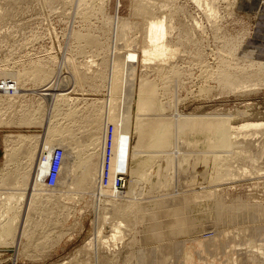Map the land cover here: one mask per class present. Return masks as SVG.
<instances>
[{
  "label": "rangeland",
  "instance_id": "1",
  "mask_svg": "<svg viewBox=\"0 0 264 264\" xmlns=\"http://www.w3.org/2000/svg\"><path fill=\"white\" fill-rule=\"evenodd\" d=\"M205 1L196 4L193 0H0V164L6 159L3 141L9 142L8 154L18 146V139L31 142L35 153L19 157L18 162L3 164L5 173L0 174L3 180L16 173L21 165L24 175L14 177L20 185L0 184L1 217V213L9 214V197L20 198L12 206L16 212L15 234L0 243V264H97L100 254L110 263L126 264L124 261L132 250L147 247L143 241L150 234L148 226L155 221L148 216L157 211L156 202L180 197L182 193H187L190 203L184 214L198 225L190 235H179L181 240L204 241L216 235L213 209L218 197L228 206L241 199L264 207V129L246 136L236 135L234 131L247 122H264V76L260 79L259 75L255 79L250 76L249 84L233 90H224L219 80L225 66L238 68L244 77L256 68L251 63L253 54L244 47L251 32V18L243 16L242 11L251 6V1L210 0L211 7L214 1L217 8L216 18L208 16ZM139 7L147 9L146 12L152 10L157 19L166 18L172 25L167 36L172 48L167 49L161 60L149 65L144 63L143 51L150 16L137 15ZM129 27H132L130 31ZM124 32L130 36V43L121 40ZM89 36L97 39L99 45L91 46L80 40ZM119 56L128 60L124 81L133 88V104L125 103L123 108L129 109L122 111V118L128 119L125 122L128 143L122 147L123 153L117 154V160L128 173L129 186L123 193L128 198L116 202L112 208L110 199L99 192L82 196L66 186L51 189L43 183L34 187L35 174L23 185L31 165H38L44 153L46 158L51 156L55 147L65 148L68 142L64 138L71 135L83 138L85 143L76 140L66 153L80 154L85 160L93 153L104 157L105 143L99 140L102 135L83 122L99 112L104 118L103 107L95 108L91 103L83 118H77V112L64 109L68 96L52 91L51 83L53 79L60 93L74 87L72 65L86 78H107L108 67ZM129 62L134 64L133 78L130 76L133 66ZM106 65L107 73L99 71ZM42 70L54 73L53 77L47 81L39 79L36 74ZM8 80L12 82L13 93L8 91ZM87 80L85 92L76 88L71 95L99 98L101 105H105L110 96V78L100 89L91 88L87 84L91 80ZM40 87L48 91L38 100L42 106L37 110L35 102ZM23 97L30 102H24ZM29 114L32 117L24 124L23 117ZM70 119H76V125H71ZM186 140L191 142L190 148L186 147ZM142 143L146 146L141 152L138 146ZM243 145L247 149L238 151ZM31 158L35 160L30 161ZM184 168L187 173L178 180L177 172ZM65 176V171L60 169L59 177ZM3 197L5 200L8 197V210L2 203ZM37 207H40L38 215L33 213ZM28 210L29 214L25 212ZM46 211L42 219L46 220L38 223L40 214ZM5 218L6 215L0 222ZM115 219H127L132 226L117 244L112 238ZM155 222L165 225V232L173 221L156 219ZM128 242L134 243L130 249L132 245L128 247ZM149 247L145 248L148 252ZM192 247L209 257L198 245ZM172 256L169 264H173ZM150 260L147 264H157L154 258Z\"/></svg>",
  "mask_w": 264,
  "mask_h": 264
},
{
  "label": "bare ground",
  "instance_id": "2",
  "mask_svg": "<svg viewBox=\"0 0 264 264\" xmlns=\"http://www.w3.org/2000/svg\"><path fill=\"white\" fill-rule=\"evenodd\" d=\"M193 1H195L196 4H200L203 2V0H193ZM209 1L210 0H206L204 2L205 6L207 7L206 9L210 12V14L208 16L216 18V17H218V11H217V8L215 7V3H214V1H211V3L213 4V6L211 7V4ZM145 10H147V9H145L144 7H139L136 14L140 15V16H143V15L144 16H146V15L150 16L149 20L147 21L148 37H146V43H145L144 51H143L144 52V61H145L144 63L149 65V63H152L153 61L161 60L163 57H165V53L167 52V49L170 47V44L168 43V40H167V36L169 33V29L171 28L172 25L170 26V24L167 22L166 18L157 19L154 16V13L152 12V10L150 12L149 11L146 12ZM107 20L109 22L112 21L111 18H108ZM131 29H132V27H129L128 31H130ZM76 37H77V35H76ZM80 40H84L85 42H87L91 46L92 45L95 46V44L99 43L98 40L92 36H89L86 38L80 37ZM121 40H123L125 43H130V36L128 35L127 32H124L122 34ZM232 44H230V45L232 46ZM97 45H99V44H97ZM174 46H175V44H174ZM170 48H172V46ZM250 52L253 54V62H251V63H253L254 67H256V68L254 69V71H250V72L247 71L249 73L248 77L242 76V72L238 68H233L231 66H225L224 68H222L220 75H219L220 76L219 80L221 81L220 83H221V86L224 90L238 89L241 85H243V84L246 85L248 83L247 80H248V78H250V76L252 78L254 77V79H255V76L257 77V75L261 76V77H257L259 79L264 76V63H260V62H258V60H255L254 59V58H256L254 56L255 54L252 51H250ZM174 55H176V54L174 53ZM234 56H237V54H233V57ZM167 57H169V56H167ZM127 61L124 60V57L119 56V59H117V61H113L114 63L111 66L108 65L109 66L108 70H110V72L108 74H110V75H107V76H109V77L106 78L105 76H103L100 79H96V78H92V77L86 78L85 75H83L79 72L78 68H76L75 66L72 65V70H73V75H74L72 78V83L74 84V87H69V88L60 90L61 93L59 91H57L59 87L55 85V82L53 81V79H52V83H51L53 85L52 91L56 90L55 93L66 94L68 96L67 101H65V102H67V105H66V107H64V109L69 111V112H77V114H78L77 118L78 117L83 118V113L87 109L88 105L91 103L95 108L100 107V109H101L103 107L101 112H102V115L104 116V118L102 116H100V112H99L96 115L88 116L87 118H85L83 120V122L87 123L91 127H95L94 132L100 133L102 135V139L99 138V140L104 142V143L106 141L107 123H113V125L115 126V135H114V156L112 158V169L113 170L122 169V171H124V167L122 166V164H120V161L117 160V157H118L117 154H118V152H122V150H121L122 147L124 145H127V143H128V141H126V140H128V134L126 132L127 131L126 130V128H127L126 123L128 122L127 121L128 119L122 118V111H123V109L127 110V108H128V107L123 108L125 103H127V105L133 104V102H132V91H133L132 85L127 86L125 84V81H124L125 72H126L125 67L127 66L126 65ZM103 64L105 65L106 63H103ZM130 65L133 66V68H131V73H130V76H132V78H133V75H135V73H134L135 68H134V64L130 63ZM148 65H145V66L147 67ZM106 70H107V65L104 67H101V70L99 69V71L107 73ZM53 75H54V73H49L45 70H42L36 74V76L39 79H43L45 81L49 80L51 77H53ZM89 75L93 76L91 74H89ZM109 78H110V83H111V84L109 83L110 84V96L106 102H105V99H101V100H104L105 105H101L102 101H100L99 98L75 97V96L71 95V92L76 90V88H78L77 91H79V92H85L86 89H84L85 88L84 84L88 81L87 79L91 80V82L87 83V84L90 83L89 86L91 88L100 89V87H102L101 84H103V82H105L106 79L108 82ZM262 79H264V78H262ZM132 81H134V79ZM260 81H262V80H260ZM256 82H257V80H256ZM76 85H78L80 87H77ZM104 85H106V84H104ZM54 88H56V89H54ZM177 88H179V87H177ZM38 91H39L38 96H37L38 99L36 98L37 102H35V106H36L37 110H39L40 107L42 106L41 102L38 100H40L41 97L47 93L48 89L44 88V87H40L38 89ZM52 91H51V93H52ZM23 100H25L24 102H30V100L26 101V97L25 98L23 97ZM80 102L83 103L81 106L79 104ZM30 114L25 115L23 117L22 122L24 124L28 123V121H27L28 117H32V115H30ZM45 115H46V112H45ZM127 117H128V115H127ZM76 122H77L76 119H70L69 120V123L73 126L76 125L75 124ZM119 125H121V126H119ZM263 129H264V122H253V123L247 122V123H245L239 127H235L234 131H235L236 135L241 134L243 136H246L247 134L249 135L251 133L257 134L259 131H261ZM122 138H125L124 141ZM64 139H65L64 140L65 142H68V145H65V148L60 146L65 151V156H64L63 161L61 163L60 169H63L65 171L66 176L65 177H59V175H58L57 186H62V187L66 186L70 189L72 188L76 191L81 192L82 196H85V195H91L92 196L96 192H99L100 195L110 199L109 202H110L111 206L113 205L112 208L115 207L116 202L122 203V201H124L125 199L128 198L127 194H126L127 196L124 194L118 195L117 192L112 188V186H107V187L102 186L101 181L103 178L105 155H104V157L101 158L99 156L101 153L98 155H97V153H93V154L89 155L86 158V160L82 159V156L80 154L79 155H70L69 152L66 153V151H68V147L69 146L72 147L73 143L78 142L76 140H82L84 142V139L83 138H77L74 135H71V138H64ZM34 140L35 139H33V141ZM18 142H19L17 144L18 146L16 148H12L10 151V154H8L7 151L10 150V149H8L9 148V146H8L9 142L3 141V143L5 145V153L4 154H5L7 160L5 159V161L2 164H0V174L5 173V171L3 170V164L4 163L9 165L10 162H18L19 157L23 158V157L27 156V154L35 155V153L32 152V150H33L32 146L33 145L31 144V142H26V141L20 140V139H18ZM83 142H81V143H83ZM190 143H191L190 141H187L185 143L186 147L190 148L191 147ZM79 145H81V148L85 147L83 144H79ZM145 146L146 145L142 143L138 146V149L142 152V150ZM180 146H182V143ZM34 149H37V147L34 146ZM237 149H238V151L239 150H246L247 147L243 145L241 147H238ZM144 150H145V148H144ZM241 152H244V151H241ZM178 153H180V152H178ZM45 154L46 153H44L42 155V160L38 159L39 160L38 165H35V167H33L31 165L32 169L28 172L29 175H26V179L23 180V185L28 182V178L31 175L35 174L36 180H34V183H32V186L37 187V188L42 186V184L44 183L43 178L47 175V173L50 169L51 157H52V155L49 156L48 158L45 157V160H44L43 156H45ZM66 154H68V155L66 156ZM177 156H178V154H177ZM181 156H179V158H181ZM187 156H186V158H188ZM179 158H177V159H179ZM29 160L34 161L35 158H31ZM184 160L186 161L187 159H184ZM179 161H180V159H179ZM170 162H171V159H170ZM8 165H7V167H8ZM169 165L171 167V164H169ZM169 165H168V167H169ZM23 167H24V165H21V167H17L16 173H11L10 176L4 177L5 178L4 180H3V178H0V184L3 187H4V185L7 187H8V185L13 186V184L20 185L21 182L16 181V178H14V177L18 176V174H22L21 171L23 170L22 169ZM226 167H228V166H226ZM228 171H229V169H228ZM59 172H60V170H59ZM186 173H187L186 169L184 171L177 172L178 180L180 179V177H182V174H186ZM13 174H15V175H13ZM23 175L24 174H22V176ZM231 175H232V172H231ZM221 176H222V173H221ZM165 177H167V176H165ZM217 177L218 176H216V178ZM229 177L231 178V176H228V178ZM112 180H113V178H111L110 182H112ZM216 181H220V180L216 179ZM182 182L185 184V183H187V180L182 181ZM161 184L163 185V183H161ZM98 186H100L99 190H97ZM166 186H168V185H166ZM132 191H133V189H131V192ZM131 192L129 193V195L131 194ZM194 193H195V191H194ZM186 194L182 193L181 196L179 195L180 197L176 196L175 198H174V196H173V198L167 197V199H165L163 201H160V202L157 201V202H159L158 204L156 202V205H158V206L155 207V210H157V211H153L154 214H152V215L150 214L148 216V217H150L149 219H151V221H152V219L155 221H156V219H160V220L161 219H167V220L170 219L173 222L168 223L169 227H166L167 228L166 231L163 232V230H165V227H164L165 225H163L162 223H159V222H155V221L151 222L149 220L152 223L149 226L147 225L148 231H150V234H148L149 236L144 237L143 243L145 245H147V247L145 246V248H148V246H150L149 247L150 251L149 252L146 251L145 248L142 249L143 247L140 248L142 250L139 249L140 251H133L131 249L132 250L131 255L129 256V254H128L127 257L125 256V258H128V256H129L128 260L125 259V261H124L126 264H147V262H148L147 260H150V257H151V260L154 258L155 261L157 262V264H169V261H170L169 258L171 259L172 255H174V256H172V257H174L173 264H196L198 262H199V264H216V261H219L220 264H264V207L260 206V204L257 205V204H252L248 201H242L241 199H240V201H237L235 204H233V205L229 204L231 206H228L226 204V202H224L223 199H219V197H218L217 198L218 200L216 199L217 200L216 206L213 209V210H215L214 211V219H215L214 224L216 227V229H215L216 235L213 237H210V238H208V240H204V241H200L198 239L197 240H195V239L194 240H188L187 238H185L186 240H181L180 238H178L179 235H184V236L190 235L192 233V230H195L196 226L198 225V224H196V225L193 224V223H196L195 219H190L187 217V215L184 214L185 211L187 210V208H189V204H190L188 201V198L185 196ZM195 194H198V193H195ZM1 195H3V194H1ZM1 195H0V202H1V198H2ZM170 196H172V195H170ZM32 197L34 198L36 196H32ZM198 197L200 198V196H197V198ZM6 198H7V200H5V197H3L2 203L6 206V209L8 210V197H6ZM19 199L20 198L16 197V196H14V198L9 197V205H10L9 214H8V212L5 214L1 213L3 215V217H4V215H6L7 219L5 218L3 220L4 222H2V221L0 222V243L3 240L5 241L6 238L8 239L10 236H12V234L14 233V231L16 229V226H15V224H16V212L12 206H13V202L16 201L15 203L17 204ZM161 199H162V197H161ZM34 203L40 204V206H41V204H43L41 201L40 202L34 201ZM56 205H60V204H56ZM39 208L37 207L33 213H36L38 215L37 211H39ZM25 212L28 213L29 210L25 211ZM17 213H19V212H17ZM46 215H47V211L45 213H41L40 214L41 219L39 218L40 220L37 222L39 223L40 221H45L46 219L45 220H42V219H44L43 216H46ZM7 216H10V218ZM3 217L0 216V219H2ZM18 218H21V214H18ZM146 218H144V219L146 220ZM144 219H142V220H144ZM29 221H31V220H29ZM35 223H36V221H35ZM220 227H222V228H220ZM131 228H132V226L128 222L127 219H115L114 225H113V233L114 234L112 236V238L115 240V243L117 244V242H119V240H123ZM146 230H147V228H146ZM28 239L31 240V237H29ZM132 241H133V238H132ZM30 242L32 244L33 241H30ZM30 242L28 243L29 246H31ZM135 242L136 241H134V243ZM130 243L129 242L127 243L128 247H129V245L130 246L132 245L131 247H129V249L134 246V243L133 244H132V242H130ZM189 244L191 246H188ZM194 244H196V246L198 245V247L200 249L204 250L209 255V257H206L205 255H203L202 252L199 251L198 249H193L192 246H194ZM140 247H141V245H140ZM143 250H145L146 252H143ZM174 250L176 252H174ZM108 254H110V252ZM103 255L100 254L101 257L98 255V259H96V260H98L97 264H111L112 262L110 263V261L107 259V257L105 258ZM197 257L199 260L198 262L196 261ZM114 258L115 257H113V259ZM171 261H172V259H171ZM119 263H120V261H119Z\"/></svg>",
  "mask_w": 264,
  "mask_h": 264
},
{
  "label": "built area",
  "instance_id": "3",
  "mask_svg": "<svg viewBox=\"0 0 264 264\" xmlns=\"http://www.w3.org/2000/svg\"><path fill=\"white\" fill-rule=\"evenodd\" d=\"M7 83L9 84L8 91L10 93H13L14 90L13 88H11V80H8ZM2 85H4V83H2ZM106 127V141L104 145L105 164L101 184L105 187L112 186V188L117 192V194L121 195L127 191L129 186L127 179L128 173L122 171V169H112V158L114 156L115 126L113 125V123H107ZM64 156L65 151L62 147L57 146L54 148L51 157L50 169L47 175L43 178L44 184L47 188H56L59 170ZM43 159L45 160V156H43ZM111 178H113L112 182H110Z\"/></svg>",
  "mask_w": 264,
  "mask_h": 264
},
{
  "label": "crops",
  "instance_id": "4",
  "mask_svg": "<svg viewBox=\"0 0 264 264\" xmlns=\"http://www.w3.org/2000/svg\"><path fill=\"white\" fill-rule=\"evenodd\" d=\"M241 1L243 2V0ZM248 1H251V6L245 8L246 10H243L242 14L249 19L251 18V32L244 43V47L248 48V52H254L256 59L264 61V3L263 0Z\"/></svg>",
  "mask_w": 264,
  "mask_h": 264
}]
</instances>
